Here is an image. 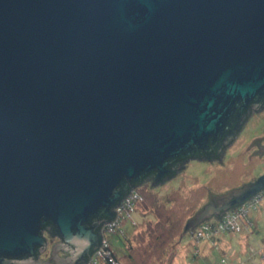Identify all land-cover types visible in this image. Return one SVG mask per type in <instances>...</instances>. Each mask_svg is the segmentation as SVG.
<instances>
[{"label": "water", "instance_id": "1", "mask_svg": "<svg viewBox=\"0 0 264 264\" xmlns=\"http://www.w3.org/2000/svg\"><path fill=\"white\" fill-rule=\"evenodd\" d=\"M261 92L264 0H0V264L33 263L47 219L64 239L49 261L77 264L122 178L161 176ZM263 185L211 197L185 229Z\"/></svg>", "mask_w": 264, "mask_h": 264}, {"label": "rangeland", "instance_id": "2", "mask_svg": "<svg viewBox=\"0 0 264 264\" xmlns=\"http://www.w3.org/2000/svg\"><path fill=\"white\" fill-rule=\"evenodd\" d=\"M228 142L219 158L189 159L163 182L148 180L133 187L130 195L114 205L120 209L113 230L103 229L111 221L99 227L100 237L105 232L107 247L101 246L98 253L100 240L81 264H119L103 256L106 251L109 256L115 251L120 264H218L221 257L222 264H264V187L252 207L246 208L242 201L220 216L212 213L185 229L188 219L211 197L248 186L264 173V151L254 153L264 145V107L251 112ZM233 210L230 222L235 228L223 231L218 220ZM44 237L45 252L38 260H47L52 245L64 242L51 231ZM69 250L60 245L56 253L66 257Z\"/></svg>", "mask_w": 264, "mask_h": 264}, {"label": "trees", "instance_id": "3", "mask_svg": "<svg viewBox=\"0 0 264 264\" xmlns=\"http://www.w3.org/2000/svg\"><path fill=\"white\" fill-rule=\"evenodd\" d=\"M234 106L231 108L232 110H234ZM222 128H225L224 126H222ZM220 131H218L215 135L209 136V138L206 140L205 144L201 145L199 144H193L190 145L187 149L181 150L178 154L174 155V156H169L167 157L164 161V167L166 169V171L161 175V176H157L158 174V170L155 168H151L149 170H143L141 172H139L136 176H134L133 178H122L117 185L115 186L114 192H118L119 193V197L116 198L114 201H111L109 203V205H102L100 206L96 212L91 213L87 220L84 222V224L87 226L89 225H93L92 223L98 221V225L96 222V225H93V231L95 229L94 232L98 231L97 229H99V227L101 226L102 223H106L109 221H112L115 217V213L113 212L112 208L113 206L118 203L120 200H122V198H124L125 196L128 195V193L133 189L137 188V186L141 183H145V179L147 177H149V180H152L151 182H163V180H165L168 177L173 176L176 167L175 165L177 164H183L184 162L181 160H185V159H197V158H207V157H217L219 156V150L221 149L223 143H222V137H220ZM212 152L210 154H208V152ZM218 158V157H217ZM178 161V162H177ZM187 161V160H186ZM151 176V178H150ZM154 184V183H153ZM264 185L261 187L263 188ZM260 188V189H261ZM259 189V190H260ZM259 190H257L256 192H254L253 194H250L248 197H246L245 199H243V201L247 204V207H252L250 200L251 198H253V196L257 195L259 192ZM234 197H237L234 196ZM238 203H235V205H237ZM233 205V204H232ZM47 225L51 228V233L53 235H59V232L57 230V227L54 225V223L51 222L50 219H47L44 221V223L41 226V233L42 229H43V225ZM226 231V230H223ZM60 236V235H59ZM103 237H99V240H101ZM95 244H93L94 246ZM92 246V247H93ZM43 246H36L35 250H34V256L37 254L38 250L40 248H42ZM90 253L91 250H89L87 253H85L83 255L82 258H78L77 259V264H80L79 262H84L85 260L89 259L90 257ZM32 255L29 253H22L20 256H10V255H4L2 257V259H25L28 257H31ZM109 258L111 259L112 262H118L120 264L119 261V257L117 255V253L115 251H111V255L109 256ZM222 262H224L223 258L221 257L219 259V263L218 264H222Z\"/></svg>", "mask_w": 264, "mask_h": 264}, {"label": "flooded vegetation", "instance_id": "4", "mask_svg": "<svg viewBox=\"0 0 264 264\" xmlns=\"http://www.w3.org/2000/svg\"><path fill=\"white\" fill-rule=\"evenodd\" d=\"M233 106L235 107L234 110L231 109ZM233 106L231 108H228V111H227L228 114L224 115V117L222 118L223 126L225 128H221V132L219 134H220V137H222V139H223L222 140L223 144L227 143V141H230L231 136L233 137L237 134V132L240 130L243 123L245 122V120L247 119V117L250 115L251 112H256L257 110L264 107V92H261L259 94L256 93L251 99H248V100L238 99L237 101H235V104ZM228 144H230V143L228 142ZM210 153H212V152L211 151L208 152V154H210ZM217 157L219 158V156H217ZM210 158L211 157L209 156L206 159H210ZM197 159H205V158H197ZM186 160H189V159L181 160L180 163H182V161L184 162ZM178 166H179V164L175 165L176 168ZM157 176L159 177L158 174H157ZM150 178H151V176H150ZM148 180H149V177H147L145 179V182H147ZM238 198H239L238 196L233 197L231 200L227 201V203L232 202V201L234 203V202H236V200ZM98 221H100V220H97V221L93 222L92 224L95 226L96 222H97V225H98ZM93 225L88 224L87 226H91V228L93 229ZM50 231H51V228L44 224L43 229H42L43 234L49 233ZM62 241H63V239H62ZM47 249L49 250V247H46V250ZM44 250H45L44 247L40 248L38 250L37 254L34 256V258L36 259L39 255H42ZM49 256L50 255L48 254L47 260L45 258L38 260V261H36L37 259L36 260L34 259L33 263H31V264H53L49 261Z\"/></svg>", "mask_w": 264, "mask_h": 264}, {"label": "built area", "instance_id": "5", "mask_svg": "<svg viewBox=\"0 0 264 264\" xmlns=\"http://www.w3.org/2000/svg\"><path fill=\"white\" fill-rule=\"evenodd\" d=\"M132 193V192H131ZM131 193H129L128 195H130ZM136 193V192H135ZM263 193V192H262ZM262 193H260V194H257V195H255V196H253V198H251L250 199V203L253 205L254 204V202L255 201H257V200H259V199H261V197H262ZM127 195V196H128ZM138 196V195H137ZM126 197V196H125ZM129 197H131V196H129ZM251 205V206H252ZM119 206H117V207H115L114 208V213H115V217L114 218H117V214L116 213H118L117 212V208H118ZM245 207L246 208H248L247 207V204L245 203ZM241 208V207H240ZM239 208V209H240ZM118 209H120V208H118ZM234 212V210L231 212V214L230 213H227L226 215H223L222 217H221V219L220 220H218V225H219V227L220 228H222V230H229L230 228H235V226L234 225H232L231 224V222H230V218H231V215H232V213ZM234 213H236V211L234 212ZM115 222H116V220L114 219V220H112L110 223H106V226H104L103 227V229H105L107 226H108V229H112L113 230V227L111 226L113 223H114V225H115ZM105 224V223H104ZM207 224H209V223H207ZM115 229V228H114ZM105 230H107V229H105ZM103 244V245H102ZM107 238L105 237V232H104V230H103V238L101 239V245H100V249L98 250V253L100 252V250H101V246H106L107 247ZM109 251H106V252H104V254H103V256H105V257H109ZM110 259V258H109ZM111 260V259H110Z\"/></svg>", "mask_w": 264, "mask_h": 264}, {"label": "bare ground", "instance_id": "6", "mask_svg": "<svg viewBox=\"0 0 264 264\" xmlns=\"http://www.w3.org/2000/svg\"><path fill=\"white\" fill-rule=\"evenodd\" d=\"M259 191H260V190H259ZM259 191H258V192H259ZM260 192H261V191H260ZM249 200H250V199H249ZM135 204H137V203H135ZM229 210H230V209H229Z\"/></svg>", "mask_w": 264, "mask_h": 264}, {"label": "crops", "instance_id": "7", "mask_svg": "<svg viewBox=\"0 0 264 264\" xmlns=\"http://www.w3.org/2000/svg\"><path fill=\"white\" fill-rule=\"evenodd\" d=\"M63 263H65V262H63Z\"/></svg>", "mask_w": 264, "mask_h": 264}]
</instances>
